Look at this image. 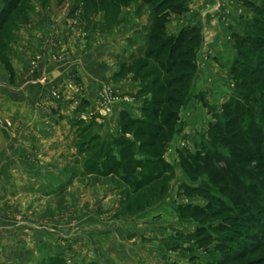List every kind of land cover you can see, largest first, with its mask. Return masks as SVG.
Masks as SVG:
<instances>
[{"label": "rangeland", "instance_id": "374dc122", "mask_svg": "<svg viewBox=\"0 0 264 264\" xmlns=\"http://www.w3.org/2000/svg\"><path fill=\"white\" fill-rule=\"evenodd\" d=\"M8 2L0 0V124L42 123L35 136L53 142L35 146L33 161L11 160L15 147L2 130L4 255L14 253L19 264H264V241L245 228L249 222L262 232L246 208L255 200V214L264 219L260 190L242 188L251 179L233 171L228 188L210 166L198 160L190 169L182 160L198 150L228 156L210 124L234 89L235 37L252 30V19L260 25L264 0H20L2 13ZM159 12L167 37L193 25L202 41L183 85L189 97L164 140L168 169L144 185L148 149L140 146L149 138L126 123L152 120L151 97L164 89L167 76L147 40ZM43 58L54 63L55 78L39 72L32 79L25 68ZM32 89L40 93L33 101L14 93ZM126 138L141 160L127 180L113 166L125 162ZM221 204L226 208L214 212Z\"/></svg>", "mask_w": 264, "mask_h": 264}, {"label": "trees", "instance_id": "16d2710c", "mask_svg": "<svg viewBox=\"0 0 264 264\" xmlns=\"http://www.w3.org/2000/svg\"><path fill=\"white\" fill-rule=\"evenodd\" d=\"M7 1H9L8 7H4L2 13L10 10L13 3L20 0ZM163 19L164 16L160 12L156 14L148 31L147 40L149 54L155 58L160 75L167 76L163 82L164 89H156V93H153L154 97H151V102H154L156 106L155 109L148 110L152 120L149 118L128 119L126 123L137 125L136 131L141 135L146 134L149 138L148 141L142 140L140 146L148 149L143 154L144 162L141 167L146 173L140 179V183L144 185L161 178L168 169L169 164L162 157L164 140L166 134L174 127L173 121L178 113L177 106L185 104L186 101L181 102L184 96H186L184 100L189 97L183 85L188 75L191 74L197 55L196 51L202 41L200 27L193 25L181 29L173 38L167 37ZM259 21H261L260 25L256 26L258 20L252 19L250 24L252 30L235 37L237 57L230 70L235 82L234 89L223 103L219 116L216 113L213 115L217 121L210 124V129L217 133L212 137L218 138L229 148L228 156L225 157L215 151L202 153V150H198L188 154V158L182 157V160L184 165L186 164L190 169L195 168L194 164L198 160L202 165L210 166L213 178L225 179L228 182L226 184L228 188L233 183L230 172H239L243 177L251 179L249 183L242 181L241 187H247V190L257 188L260 190L259 196L264 198V19ZM167 89L171 94L164 97L165 93H162ZM169 105L176 106L174 109H168ZM123 116H127L125 111L122 112ZM124 141L126 146L121 148V157L125 162L122 164L121 161H115L113 166L121 168L123 178H133V169L139 167L141 160L133 158L132 142L128 138ZM220 161L224 163L223 166H220ZM249 162H254L253 167L247 165ZM230 191L234 192L232 189ZM239 192L236 193L237 198L241 194ZM241 198L247 201L246 194H244V199ZM253 203L255 204L248 203L251 205L246 208L252 212L251 219L252 221L253 218L255 219L254 223L262 228V232L255 230L254 225L249 222H246L245 228L252 229L257 240L263 242L264 219L258 218L255 214L254 206L257 202L254 200ZM197 208L193 207V209ZM223 208L226 207L222 204L219 209L213 206L214 212H219L216 210ZM257 232H260V235H257ZM245 234H248L247 231Z\"/></svg>", "mask_w": 264, "mask_h": 264}, {"label": "crops", "instance_id": "0c3cea01", "mask_svg": "<svg viewBox=\"0 0 264 264\" xmlns=\"http://www.w3.org/2000/svg\"><path fill=\"white\" fill-rule=\"evenodd\" d=\"M205 1L212 2L213 0H205ZM47 52L49 53L50 50L48 49ZM32 67H29V65H27V67L25 68V71H27V72L30 71L32 79L34 78V75L39 74V72H41L43 75L48 74L47 79H51V77L55 78V75L50 73V71L52 69H54L53 68L54 63H52L49 58H43V61L41 63H39V62L33 63ZM36 67H37L38 71L35 70ZM45 73H47V74H45ZM59 73L60 72H57L56 74H59ZM0 86H2L1 83H0ZM10 90L12 91V88ZM32 90H33L32 91L33 93H28V92L24 93L23 91L19 92V90H15L14 93H17L18 95H20L21 97H24L25 99L28 98L27 100L33 101L34 99H36L37 96H39L40 93H34L35 89H32ZM41 91H43V90L41 89ZM29 111H30V109H29ZM29 111H27L28 114H29ZM28 122L29 121H27V123H24L23 121L22 122L21 121L20 122H14L11 124V126L9 128L5 127L4 129H3V127H1V124H0V144H1V142L4 141V139L6 140V138L4 137V134H3L4 131L2 132V130H6V131H9V137H10L6 140V143L10 147H15V150H11V153L8 156V157H11V160L14 159L16 161H19L21 159L22 162L33 161V160H35V157L37 156V154L34 152L35 146L52 144V142H53L52 140L50 141L46 137L44 138L42 136L41 137L35 136L36 134H38V132H36V131H38L39 128H43V126H45V125H42V123H35L33 121H32V123H30L31 121L29 123ZM19 148H21V149H19ZM0 155H1V152H0ZM0 161H1V159H0ZM16 173H17V171L12 172L10 176L14 177V176H16ZM3 176H4V173H3L2 169H0V179L4 178ZM9 189L12 190V188H9ZM13 193H14L13 191L10 192L11 198L16 196V194H13ZM4 198L5 197L3 196V193H2V186H0V208L2 207ZM2 217L3 216L0 215V229L3 228V230H6L8 222L6 221V219L4 220V218H2ZM10 220H11V222H13L15 220V218L12 217ZM4 224H5V226H4ZM9 231H10L9 233L12 234L13 229L10 228ZM2 240L3 239L0 235V264H19V261H17L18 259L16 258L17 256H15L14 253L7 254V252H6V255H4V251L2 248L3 247V241ZM30 251H31V254H33L32 249Z\"/></svg>", "mask_w": 264, "mask_h": 264}]
</instances>
